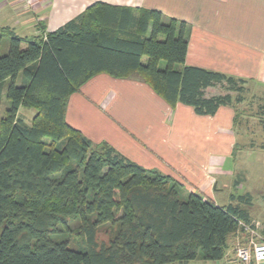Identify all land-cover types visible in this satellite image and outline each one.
<instances>
[{"label": "trees", "instance_id": "16d2710c", "mask_svg": "<svg viewBox=\"0 0 264 264\" xmlns=\"http://www.w3.org/2000/svg\"><path fill=\"white\" fill-rule=\"evenodd\" d=\"M186 27L158 10L94 3L32 39L0 29L9 102L0 117V264H185L222 259L236 235L247 242L240 223L252 222L251 194L225 207L195 192L183 199L178 180L94 144L65 119L70 96L105 74L138 78L171 109L211 116L229 107L239 125L246 81L185 65ZM217 86L226 93L207 97ZM19 108L34 111L30 124Z\"/></svg>", "mask_w": 264, "mask_h": 264}, {"label": "crops", "instance_id": "0c3cea01", "mask_svg": "<svg viewBox=\"0 0 264 264\" xmlns=\"http://www.w3.org/2000/svg\"><path fill=\"white\" fill-rule=\"evenodd\" d=\"M94 3L154 9L184 21L185 65L244 80L246 88L264 92V0H7L4 4L10 10L3 15L8 21L0 29L32 39L41 29L51 32L63 27ZM214 91L210 87L205 94L222 95ZM8 106L4 83L0 117ZM234 115L229 107L211 116L197 115L181 104L171 109L136 77L100 74L70 96L65 119L93 143L105 142L143 168L175 178L188 193H199L225 207L240 204L236 197L243 195L237 192L244 177L235 167ZM33 116L29 109L18 110L26 124ZM258 234L264 242L262 230ZM242 241L240 235L231 238L220 260L185 264H236L234 249Z\"/></svg>", "mask_w": 264, "mask_h": 264}, {"label": "rangeland", "instance_id": "374dc122", "mask_svg": "<svg viewBox=\"0 0 264 264\" xmlns=\"http://www.w3.org/2000/svg\"><path fill=\"white\" fill-rule=\"evenodd\" d=\"M7 0H0V26L8 21L7 14L10 10L9 6L4 4ZM23 35H26L23 32ZM7 49V39L4 40L2 53ZM160 67H164V63H160ZM214 93L225 94L226 90L223 87H214ZM245 101L237 105L239 111H245V114L240 116L239 125H236L237 145H236V171L243 174V186L238 189V194H244L249 191L252 194V205L249 206L252 214V219L258 222V231L264 233V131L258 123L259 106L264 105V92H260L252 87H248L243 94ZM263 104V105H262ZM29 112H34L29 109ZM254 114V116H253ZM28 115V114H27ZM235 128V127H234ZM102 143V142H101ZM100 144V143H94ZM244 170V173H242ZM236 179V177L234 176ZM241 183V182H240ZM188 192L181 188L180 196L185 198ZM107 228H102L98 234L100 242H106L108 239ZM258 234V241H260Z\"/></svg>", "mask_w": 264, "mask_h": 264}, {"label": "built area", "instance_id": "2783aa9c", "mask_svg": "<svg viewBox=\"0 0 264 264\" xmlns=\"http://www.w3.org/2000/svg\"><path fill=\"white\" fill-rule=\"evenodd\" d=\"M248 240L234 249L236 264H264V242L258 241V223H240Z\"/></svg>", "mask_w": 264, "mask_h": 264}]
</instances>
